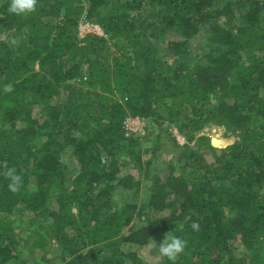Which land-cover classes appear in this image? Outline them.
Wrapping results in <instances>:
<instances>
[{
  "label": "trees",
  "instance_id": "obj_1",
  "mask_svg": "<svg viewBox=\"0 0 264 264\" xmlns=\"http://www.w3.org/2000/svg\"><path fill=\"white\" fill-rule=\"evenodd\" d=\"M8 7L0 0V264H172L134 248L169 232L187 241L175 264H264V0ZM80 20L103 36L80 37ZM128 117L150 127L130 134ZM210 125L221 145L202 133ZM8 167L22 176L16 192Z\"/></svg>",
  "mask_w": 264,
  "mask_h": 264
},
{
  "label": "clouds",
  "instance_id": "obj_2",
  "mask_svg": "<svg viewBox=\"0 0 264 264\" xmlns=\"http://www.w3.org/2000/svg\"><path fill=\"white\" fill-rule=\"evenodd\" d=\"M38 0H9L8 11L17 16L33 13L36 11ZM5 91H12L11 85L5 86ZM4 176L8 180V188L12 192H16L22 184V176L15 167H8L4 172ZM191 227L198 230L199 225L193 222ZM187 241L172 233L164 235L162 241L153 242L154 247H158L159 255L175 264L177 257L184 252Z\"/></svg>",
  "mask_w": 264,
  "mask_h": 264
},
{
  "label": "rangeland",
  "instance_id": "obj_3",
  "mask_svg": "<svg viewBox=\"0 0 264 264\" xmlns=\"http://www.w3.org/2000/svg\"><path fill=\"white\" fill-rule=\"evenodd\" d=\"M168 37L169 38H178V36L176 35V31L175 32L173 31L172 33H170L168 35ZM199 41H202V40H198L197 39V40H195V42L192 41L193 43L191 45H195V43L198 44ZM200 43H202V42H200ZM167 61L169 62L170 59H167ZM130 126H137V128H138V130L135 133H132V134H136L137 136H142V135H144L146 133V131L150 127V124H149V122L147 123L146 120H145L144 121V127L142 129H141L142 124L139 125V124H136V123L132 122L130 124ZM202 133L208 135L210 138L217 139V142L219 143L218 145H221L224 142L223 127H218L216 125H210V126H207L203 130ZM146 144L149 145L150 143L148 141H146ZM63 158L70 165L72 159L70 157H67L66 155ZM166 160H167V156H161L158 159H156L153 164L154 165H162ZM149 170H150V172H154V167L151 166ZM140 200L141 201L145 200V194L144 193H142L140 195ZM160 216H161L160 212L155 211V212L151 213V218H153V219H157ZM134 248L137 251L139 257L144 262L156 263V262H159V260L161 259V256L159 255V251L153 245H149V246H146V247H134Z\"/></svg>",
  "mask_w": 264,
  "mask_h": 264
},
{
  "label": "built area",
  "instance_id": "obj_4",
  "mask_svg": "<svg viewBox=\"0 0 264 264\" xmlns=\"http://www.w3.org/2000/svg\"><path fill=\"white\" fill-rule=\"evenodd\" d=\"M77 33H78V35L80 37H83L84 35H86L88 33H92V34H96V35L102 36L103 35V30L100 27V25H98V24L89 22L87 20H80L78 22V25H77ZM144 121H145V119L141 118V117H128V119L126 118L124 120V123H125V127L127 129V132L128 133H130V132L131 133H135L138 130L137 126H130V124L132 122H134L136 124H139V125L142 124V126H141V129H142L144 127ZM172 131H173V134H174L176 140L180 144L185 142L184 137L182 135H180L175 128H173Z\"/></svg>",
  "mask_w": 264,
  "mask_h": 264
},
{
  "label": "water",
  "instance_id": "obj_5",
  "mask_svg": "<svg viewBox=\"0 0 264 264\" xmlns=\"http://www.w3.org/2000/svg\"><path fill=\"white\" fill-rule=\"evenodd\" d=\"M211 144L213 145V146H218V142H217V139H215V138H211Z\"/></svg>",
  "mask_w": 264,
  "mask_h": 264
}]
</instances>
